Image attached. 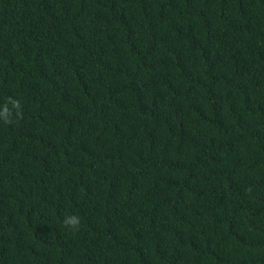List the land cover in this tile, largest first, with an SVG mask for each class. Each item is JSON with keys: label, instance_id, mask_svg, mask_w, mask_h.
I'll return each instance as SVG.
<instances>
[{"label": "trees", "instance_id": "16d2710c", "mask_svg": "<svg viewBox=\"0 0 264 264\" xmlns=\"http://www.w3.org/2000/svg\"><path fill=\"white\" fill-rule=\"evenodd\" d=\"M9 97L0 264H264V0H0Z\"/></svg>", "mask_w": 264, "mask_h": 264}, {"label": "clouds", "instance_id": "9594fccd", "mask_svg": "<svg viewBox=\"0 0 264 264\" xmlns=\"http://www.w3.org/2000/svg\"><path fill=\"white\" fill-rule=\"evenodd\" d=\"M20 112V102L19 100L12 98H5L2 103H0V123L8 124L15 117H19ZM64 225L69 229H76L81 223V218L76 214L66 215L63 220Z\"/></svg>", "mask_w": 264, "mask_h": 264}]
</instances>
